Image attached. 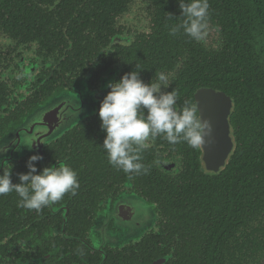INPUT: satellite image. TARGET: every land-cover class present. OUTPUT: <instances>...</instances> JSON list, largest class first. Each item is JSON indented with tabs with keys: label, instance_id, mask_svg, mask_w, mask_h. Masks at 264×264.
<instances>
[{
	"label": "flooded vegetation",
	"instance_id": "flooded-vegetation-1",
	"mask_svg": "<svg viewBox=\"0 0 264 264\" xmlns=\"http://www.w3.org/2000/svg\"><path fill=\"white\" fill-rule=\"evenodd\" d=\"M150 10L148 6L145 24L118 20L122 39L103 47L100 58L80 57L63 68L56 55L46 58L36 48L7 38L0 43V175L11 172L12 183H19V174L28 172L29 157L38 154L43 159L35 165L37 174L45 167L67 165L76 171L80 184L75 196L66 194L40 213L18 207L15 193L0 196V264H187L186 251L199 254L203 246L199 237L210 224L206 216L189 217L182 207H188L190 195L206 191L200 174L216 178L225 166L208 170L202 148V165L191 166V147L183 142L172 146L158 136L141 153L149 173L129 180L109 164L102 148L106 133L100 127V104L110 91L107 84L131 72L123 68L122 51L154 27ZM164 74L170 86L161 91L176 89L180 107L184 91H189L185 88L192 86H174L175 72ZM141 80L157 82L153 76ZM60 89L71 125L21 154L20 118L40 110ZM262 219L251 222L262 228ZM249 220L241 219L243 223L223 239L216 238V227L212 229L211 248L230 254L225 264H264V228L246 237Z\"/></svg>",
	"mask_w": 264,
	"mask_h": 264
},
{
	"label": "trees",
	"instance_id": "trees-1",
	"mask_svg": "<svg viewBox=\"0 0 264 264\" xmlns=\"http://www.w3.org/2000/svg\"><path fill=\"white\" fill-rule=\"evenodd\" d=\"M133 1L0 0V43L7 38L36 48L46 58L56 55L61 60L60 68L80 57L100 58L101 49L121 37L118 20L131 10ZM146 2L154 27L131 44L121 43L125 47L123 68L139 70L143 80L174 71L178 82L172 85H191L185 88L189 91H184L183 102L187 100L195 107V93L203 87L223 91L233 100V153L216 178L200 174L199 181L205 184L202 190L206 191L190 195L185 201L188 207H182L189 217L206 216L211 230L209 225L202 230L199 254L186 251L184 261L225 264L230 254L223 248H211L214 227L217 239L235 231L243 223L241 219H250L248 238L264 228L251 222L263 216L259 224L264 226V0H208L207 30L219 34L214 45H208L205 38L197 42L183 30L176 36L169 35L170 28L184 19L178 0ZM179 70L182 72L178 74ZM27 115L20 118V124ZM191 153L190 165H202L201 149H190ZM184 181L187 187V179ZM189 237L193 243V233Z\"/></svg>",
	"mask_w": 264,
	"mask_h": 264
},
{
	"label": "clouds",
	"instance_id": "clouds-1",
	"mask_svg": "<svg viewBox=\"0 0 264 264\" xmlns=\"http://www.w3.org/2000/svg\"><path fill=\"white\" fill-rule=\"evenodd\" d=\"M178 3L184 19L170 28L169 35L176 36L183 30L191 39L202 41L209 24L208 0ZM155 79L157 82L145 84L139 70L126 73L118 82L107 84L110 91L100 104V127L106 133L102 148L109 164L124 172L129 180L149 173L141 153L156 137L162 136L172 146L183 142L199 150L204 148L205 138L212 136L211 122L198 116L194 105L186 100L177 107L176 89L161 91L170 86L168 75L160 73ZM42 159L38 154L30 156L28 172L19 174L20 182L16 184L12 183L11 172L4 171L0 175V196L15 193L18 207L37 213L61 201L66 194L75 196L80 187L76 171L59 165L45 167L37 174L35 165Z\"/></svg>",
	"mask_w": 264,
	"mask_h": 264
},
{
	"label": "water",
	"instance_id": "water-1",
	"mask_svg": "<svg viewBox=\"0 0 264 264\" xmlns=\"http://www.w3.org/2000/svg\"><path fill=\"white\" fill-rule=\"evenodd\" d=\"M117 39L121 40L122 37L115 38ZM64 95V91L59 92L40 110L30 112L20 124L21 154L26 150L27 152L33 150L36 142L41 145L50 141L71 125L64 114L66 110ZM195 100L199 116L210 121L213 128L212 136L205 138L206 144L204 148L202 147L203 159L208 170L219 171L226 166L235 148L230 123L233 100L225 92L207 87L197 90Z\"/></svg>",
	"mask_w": 264,
	"mask_h": 264
},
{
	"label": "rangeland",
	"instance_id": "rangeland-1",
	"mask_svg": "<svg viewBox=\"0 0 264 264\" xmlns=\"http://www.w3.org/2000/svg\"><path fill=\"white\" fill-rule=\"evenodd\" d=\"M148 6L146 0H134L130 13L124 15L119 22L121 21L122 24L127 25V20L134 19V21H137L138 23L145 24V14L147 13ZM218 35L217 31L212 29L208 30L205 36V41L207 44L214 45L215 41L217 42Z\"/></svg>",
	"mask_w": 264,
	"mask_h": 264
}]
</instances>
